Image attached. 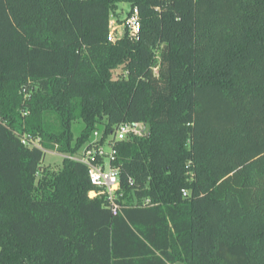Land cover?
Returning <instances> with one entry per match:
<instances>
[{"label": "trees", "instance_id": "obj_1", "mask_svg": "<svg viewBox=\"0 0 264 264\" xmlns=\"http://www.w3.org/2000/svg\"><path fill=\"white\" fill-rule=\"evenodd\" d=\"M139 121L116 214L42 165ZM173 263L264 264V0H0V264Z\"/></svg>", "mask_w": 264, "mask_h": 264}, {"label": "built area", "instance_id": "obj_2", "mask_svg": "<svg viewBox=\"0 0 264 264\" xmlns=\"http://www.w3.org/2000/svg\"><path fill=\"white\" fill-rule=\"evenodd\" d=\"M119 28L122 29L120 34L117 33ZM139 28L138 10L134 7L127 16L123 17L121 22H117L115 18L109 20L108 39L115 40L121 37L125 29L131 38H137ZM135 125L136 123L130 122L120 123L113 135L107 136H104L100 130H94L90 139L82 145L78 152L65 155L86 165L89 181L94 186V189L89 192V196L94 198L105 194L113 214H116L118 210L114 198L119 188L118 166L114 164L116 156L114 144L116 141L124 139L128 134H134ZM21 141L27 145H39L37 140L29 139L27 136H22ZM105 145L109 146L108 151L104 150ZM104 158H107V164ZM182 193L186 195L185 190Z\"/></svg>", "mask_w": 264, "mask_h": 264}, {"label": "rangeland", "instance_id": "obj_3", "mask_svg": "<svg viewBox=\"0 0 264 264\" xmlns=\"http://www.w3.org/2000/svg\"><path fill=\"white\" fill-rule=\"evenodd\" d=\"M118 7V14H119V18H123L125 15V12L128 9V5L126 3H118L117 5ZM116 21L118 22V20L116 19ZM122 31L121 28L118 29V34H120ZM82 122L81 121H76L72 123L71 126V131L73 133L74 138L80 133L81 129H82ZM146 128V123L144 121H139L136 123L135 127H134V134H140L143 130H145ZM104 150L108 151L109 150V146L105 145L104 146ZM63 157H65V155L63 153L57 152V151H52V150H45V155L44 158L42 160V165L43 166H48L51 169H57L59 167V165L61 164V161L63 159ZM105 163L107 164V158H104ZM177 264H181V263H177Z\"/></svg>", "mask_w": 264, "mask_h": 264}, {"label": "crops", "instance_id": "obj_4", "mask_svg": "<svg viewBox=\"0 0 264 264\" xmlns=\"http://www.w3.org/2000/svg\"><path fill=\"white\" fill-rule=\"evenodd\" d=\"M173 264H177V263H173Z\"/></svg>", "mask_w": 264, "mask_h": 264}]
</instances>
